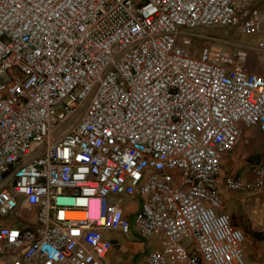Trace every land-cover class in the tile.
<instances>
[{"label": "built area", "instance_id": "1", "mask_svg": "<svg viewBox=\"0 0 264 264\" xmlns=\"http://www.w3.org/2000/svg\"><path fill=\"white\" fill-rule=\"evenodd\" d=\"M251 50L262 0H0V264H106L134 229L141 264H250L222 189L264 192V162L220 177L264 132Z\"/></svg>", "mask_w": 264, "mask_h": 264}, {"label": "rangeland", "instance_id": "2", "mask_svg": "<svg viewBox=\"0 0 264 264\" xmlns=\"http://www.w3.org/2000/svg\"><path fill=\"white\" fill-rule=\"evenodd\" d=\"M262 2H264V0H262ZM191 32L195 33L196 36L201 35L203 37L206 36V37L216 38L223 44V46L226 49H232L233 45L236 44L256 47L259 40L258 35L249 36L245 34H239L229 27H202L195 29L193 31H188V33ZM196 36H194L193 38L192 49L196 54H198L200 52L201 46L204 44V39L197 38ZM259 60H260L259 53L255 50H251L248 63L249 66L255 71L264 70L262 65L259 63ZM239 146H240L239 148L237 147L239 150L241 149V147L243 148V145H239ZM237 148L234 150L237 151L238 150ZM254 149H248V148L242 149L239 154H235L234 156L231 157L229 156L230 153L225 154L222 163L223 169L228 170V167H236L235 172L238 173L239 171V174L246 176V172H245L246 166H248L249 163L254 162V159H257L261 156L259 154V152H261V149H259L260 151L258 153L257 150ZM225 158L228 160L226 161ZM239 167H243V170ZM135 207H139V202L135 204ZM257 212L258 214L263 215L264 218V205H262L260 207V210H257ZM237 213L240 214L238 216L242 217L245 223L244 227H240V228H242V230L246 234V242L244 245L246 259L250 264H264V223L259 224L258 227L256 225H253V222L248 216V213L245 214L244 212L242 213L240 211H238ZM126 214L128 217L133 219L134 213L131 202L127 204ZM231 218L233 222V216H231ZM134 236L136 238L133 239L130 235L129 236L119 235V241H118L120 243L119 245L121 246L125 244L127 245L128 243L137 242L140 239H142L138 237V235L136 234H134ZM155 245L156 244L154 239L145 240L144 246L140 247L137 252L133 254L131 253V255L134 256L133 264H141L143 262V258L145 254L150 250V248L155 247Z\"/></svg>", "mask_w": 264, "mask_h": 264}, {"label": "crops", "instance_id": "3", "mask_svg": "<svg viewBox=\"0 0 264 264\" xmlns=\"http://www.w3.org/2000/svg\"><path fill=\"white\" fill-rule=\"evenodd\" d=\"M239 145H243V148L237 151L228 152L230 153L229 156H234L235 154H239L242 149H254L257 150V153L261 155L258 159V161L264 162V132H262L259 128L255 127L252 129H249L246 131L245 136L242 140V142ZM227 154V153H226ZM225 156V155H224ZM257 159H254L256 161ZM227 161L228 159L225 158ZM236 167H228L227 169H223L222 167V173L220 180L225 181L226 177L230 174H239L235 172ZM243 170V167H239ZM243 176V175H242ZM247 176V175H246ZM222 196L225 203V211L229 212L231 216H233V224L239 227H244L245 223L242 217L238 216L240 215L237 213L238 211L244 212L245 214L248 213V216L253 222V225H256L259 227V224L264 223L263 215L258 214L257 210H260V207L264 205V192L253 195L251 193L247 192H230L226 188L222 189ZM139 202V201H138ZM135 204H137V201L131 202L133 211H136L138 207H135ZM257 212V213H256ZM242 216V215H241ZM134 217V214H133ZM134 234L138 235L137 231L134 229L132 234L130 235L133 239L136 238ZM119 235L117 234V238L119 239ZM141 238V237H140ZM139 239V238H138ZM119 241V240H118ZM116 242L115 247L111 250L109 253L106 264H133L134 262V256L131 255V253H135L138 251V249L142 246H144L145 240L142 238L137 242L128 243L127 245H119V242ZM152 248H150L151 250ZM149 250V251H150ZM148 251V252H149ZM147 252V253H148ZM146 253V254H147ZM145 254V256H146ZM145 256L143 259H145Z\"/></svg>", "mask_w": 264, "mask_h": 264}]
</instances>
